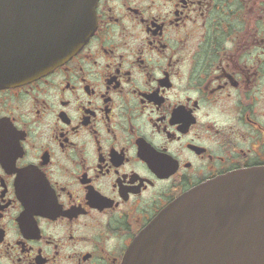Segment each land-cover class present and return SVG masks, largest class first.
I'll return each mask as SVG.
<instances>
[{
	"label": "flooded vegetation",
	"instance_id": "1",
	"mask_svg": "<svg viewBox=\"0 0 264 264\" xmlns=\"http://www.w3.org/2000/svg\"><path fill=\"white\" fill-rule=\"evenodd\" d=\"M68 62L0 88V264H144L191 189L259 173L264 0H96Z\"/></svg>",
	"mask_w": 264,
	"mask_h": 264
},
{
	"label": "water",
	"instance_id": "2",
	"mask_svg": "<svg viewBox=\"0 0 264 264\" xmlns=\"http://www.w3.org/2000/svg\"><path fill=\"white\" fill-rule=\"evenodd\" d=\"M95 5L0 0V88L29 83L70 60L96 30ZM131 256L144 264H264L259 173H231L185 193Z\"/></svg>",
	"mask_w": 264,
	"mask_h": 264
}]
</instances>
